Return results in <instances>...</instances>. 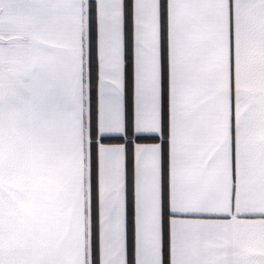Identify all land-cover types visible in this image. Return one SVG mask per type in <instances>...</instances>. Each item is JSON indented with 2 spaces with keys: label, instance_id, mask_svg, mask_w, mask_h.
Here are the masks:
<instances>
[{
  "label": "snow or ice",
  "instance_id": "1",
  "mask_svg": "<svg viewBox=\"0 0 264 264\" xmlns=\"http://www.w3.org/2000/svg\"><path fill=\"white\" fill-rule=\"evenodd\" d=\"M0 264H264V0H0Z\"/></svg>",
  "mask_w": 264,
  "mask_h": 264
},
{
  "label": "crops",
  "instance_id": "2",
  "mask_svg": "<svg viewBox=\"0 0 264 264\" xmlns=\"http://www.w3.org/2000/svg\"><path fill=\"white\" fill-rule=\"evenodd\" d=\"M4 71H5L6 78H8L10 81H15L16 76H17V70H16V64L14 60L6 57Z\"/></svg>",
  "mask_w": 264,
  "mask_h": 264
}]
</instances>
